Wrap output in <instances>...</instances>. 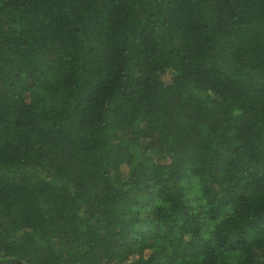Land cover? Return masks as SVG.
<instances>
[{"label": "trees", "instance_id": "16d2710c", "mask_svg": "<svg viewBox=\"0 0 264 264\" xmlns=\"http://www.w3.org/2000/svg\"><path fill=\"white\" fill-rule=\"evenodd\" d=\"M0 264H264V0H0Z\"/></svg>", "mask_w": 264, "mask_h": 264}]
</instances>
